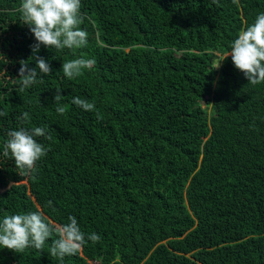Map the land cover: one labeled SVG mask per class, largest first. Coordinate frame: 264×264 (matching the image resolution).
<instances>
[{
  "label": "trees",
  "instance_id": "trees-1",
  "mask_svg": "<svg viewBox=\"0 0 264 264\" xmlns=\"http://www.w3.org/2000/svg\"><path fill=\"white\" fill-rule=\"evenodd\" d=\"M20 6L0 0V153L21 126L52 139L37 138L50 150L34 179L0 156V219L75 216L101 237L63 264H264V82L227 58L264 0H81L87 46H41L53 72L24 91L20 61L36 41ZM77 58L95 63L69 80L62 64ZM56 238L42 251L0 248V264H60Z\"/></svg>",
  "mask_w": 264,
  "mask_h": 264
},
{
  "label": "clouds",
  "instance_id": "clouds-1",
  "mask_svg": "<svg viewBox=\"0 0 264 264\" xmlns=\"http://www.w3.org/2000/svg\"><path fill=\"white\" fill-rule=\"evenodd\" d=\"M213 3L218 5V0H213ZM19 12L22 24L29 27L36 41L31 46L33 55L28 61H20V91H24L42 83V77L53 72L51 64L38 55L41 46L57 51L65 48L80 49L87 46L88 33L80 27L85 20L81 12V0H21ZM229 56L235 68L244 74L251 85L264 82V12L257 15L253 24L241 30L238 38L231 43L227 58ZM31 61H35V68L29 67ZM94 63L92 59L77 58L64 62L62 71L69 80H73L80 77L85 69H91ZM61 100V90L57 89L54 96L56 112L63 115L65 108ZM72 103L85 111L94 112L97 119L101 118L94 103L80 97H74ZM3 116H7L6 111H0V117ZM17 120L21 125H27L30 123V115L25 111ZM7 135L0 156L14 159L20 176L34 179L38 171L37 162L50 150V147H45L37 139H52L47 127L21 126L9 131ZM48 204L51 206L52 202ZM68 221L66 224L55 225L40 210L5 216L0 219V248L16 253H23L29 248L42 251L46 242L55 234L57 238L52 240L49 254L63 264L66 256L78 254L88 241L100 242L98 234H86L81 230L75 216H69Z\"/></svg>",
  "mask_w": 264,
  "mask_h": 264
},
{
  "label": "rangeland",
  "instance_id": "rangeland-1",
  "mask_svg": "<svg viewBox=\"0 0 264 264\" xmlns=\"http://www.w3.org/2000/svg\"><path fill=\"white\" fill-rule=\"evenodd\" d=\"M23 181H26V179H24ZM90 264H100L99 261H91Z\"/></svg>",
  "mask_w": 264,
  "mask_h": 264
}]
</instances>
